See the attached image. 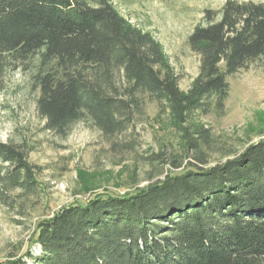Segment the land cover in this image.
<instances>
[{
	"label": "trees",
	"instance_id": "1",
	"mask_svg": "<svg viewBox=\"0 0 264 264\" xmlns=\"http://www.w3.org/2000/svg\"><path fill=\"white\" fill-rule=\"evenodd\" d=\"M120 1L0 0V94L10 73L30 72L37 112L60 136L83 120L123 134L155 103L194 162L170 157L156 183L64 207L1 264H264V135L210 165L217 144L195 122L223 113L229 77L264 60V3L204 11L187 39L199 72L183 91L160 42L120 14ZM38 171L23 146L0 142V192L38 193Z\"/></svg>",
	"mask_w": 264,
	"mask_h": 264
},
{
	"label": "rangeland",
	"instance_id": "2",
	"mask_svg": "<svg viewBox=\"0 0 264 264\" xmlns=\"http://www.w3.org/2000/svg\"><path fill=\"white\" fill-rule=\"evenodd\" d=\"M226 1L122 0L117 9L160 42L180 88L186 91L199 72V57L189 49L188 36L204 24L205 10L219 9ZM228 82L230 93L224 112L213 111L195 120L211 131L217 144L209 150L210 165L264 135V60L229 77ZM36 99L30 72L17 70L8 75L0 94V142L24 147L28 161L39 169V192H0V197L11 203L0 199V264L25 247L40 221L64 207L106 190L123 195L156 183L171 171L170 157L182 161L183 167L194 162L193 154L184 149L181 134L155 103H147L134 126L123 134L104 136L92 122L83 120L60 136L46 130ZM161 152L168 156L163 162L146 160ZM21 204L24 217L18 212ZM32 250L38 249L34 246Z\"/></svg>",
	"mask_w": 264,
	"mask_h": 264
}]
</instances>
